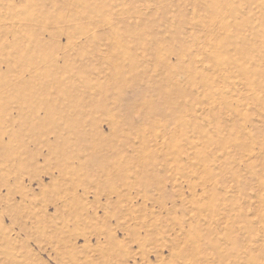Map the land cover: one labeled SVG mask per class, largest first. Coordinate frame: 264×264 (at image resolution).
<instances>
[{"label": "rangeland", "instance_id": "rangeland-1", "mask_svg": "<svg viewBox=\"0 0 264 264\" xmlns=\"http://www.w3.org/2000/svg\"><path fill=\"white\" fill-rule=\"evenodd\" d=\"M0 264H264V0H0Z\"/></svg>", "mask_w": 264, "mask_h": 264}]
</instances>
